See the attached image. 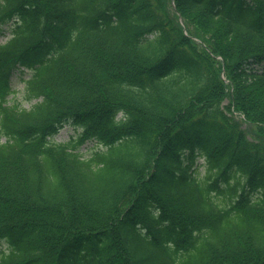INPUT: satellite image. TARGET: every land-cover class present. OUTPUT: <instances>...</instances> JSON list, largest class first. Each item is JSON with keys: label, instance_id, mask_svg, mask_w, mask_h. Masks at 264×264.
I'll return each mask as SVG.
<instances>
[{"label": "trees", "instance_id": "obj_1", "mask_svg": "<svg viewBox=\"0 0 264 264\" xmlns=\"http://www.w3.org/2000/svg\"><path fill=\"white\" fill-rule=\"evenodd\" d=\"M3 26L0 264H264V0H0Z\"/></svg>", "mask_w": 264, "mask_h": 264}, {"label": "rangeland", "instance_id": "obj_2", "mask_svg": "<svg viewBox=\"0 0 264 264\" xmlns=\"http://www.w3.org/2000/svg\"><path fill=\"white\" fill-rule=\"evenodd\" d=\"M8 37H9V30L4 28L0 32V42L7 40ZM12 80H13L12 88L15 90V93L11 94L9 96V101L15 102V100H16V101L21 103L22 107H25V108L30 106L32 103H34V101H26L25 102L24 99L22 98L23 83L21 82V80H18L16 75H14ZM73 131H74V129L72 128V125L70 123L67 122V123L63 124L61 130L58 132L59 134L56 136V140L61 141V140L68 139L72 135ZM93 146H95V143L85 142V144H83V146L81 148H82V151L85 154H87L90 152L89 148H91ZM200 170H201V168H200Z\"/></svg>", "mask_w": 264, "mask_h": 264}]
</instances>
